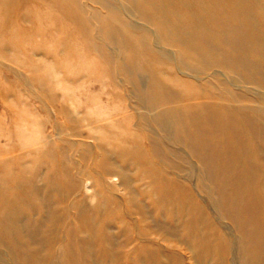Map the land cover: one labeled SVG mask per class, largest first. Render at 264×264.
I'll return each instance as SVG.
<instances>
[{
  "label": "rangeland",
  "instance_id": "374dc122",
  "mask_svg": "<svg viewBox=\"0 0 264 264\" xmlns=\"http://www.w3.org/2000/svg\"><path fill=\"white\" fill-rule=\"evenodd\" d=\"M156 1L0 0V264L22 261L11 260L22 251L8 238L20 228L13 221L40 236L38 264H245L244 247L264 249V128L254 123L257 110L264 120V88L229 84L220 34L203 45L208 26L222 31L221 15L242 7L259 20L248 24L260 35L247 49L264 50V0ZM165 11L191 29L197 51L164 39L173 29L155 19ZM253 54L248 63L263 70ZM194 56L222 68L188 76ZM167 59H181L183 71ZM213 98L243 137L263 144L262 158L251 148L228 183L199 176L188 139L178 142ZM149 101L160 103L153 113ZM222 191L237 194L231 210L241 218L256 205L254 218L219 210Z\"/></svg>",
  "mask_w": 264,
  "mask_h": 264
},
{
  "label": "bare ground",
  "instance_id": "6f19581e",
  "mask_svg": "<svg viewBox=\"0 0 264 264\" xmlns=\"http://www.w3.org/2000/svg\"><path fill=\"white\" fill-rule=\"evenodd\" d=\"M167 1L169 2V0H157L154 4L158 2L159 3L158 6L160 8H163L164 4H166ZM214 1H215L214 3H221L219 0H214ZM180 4L182 8H186L187 0H180ZM209 4L210 3L203 2L201 3L200 6H203V8L206 9L210 6ZM216 6L220 7L219 4H217ZM131 8H133V6H131ZM209 11L212 14L217 13L216 11H214L212 6L209 8ZM115 13H117V11H115ZM167 14L169 13H166V11H165V14L160 13V16H159L160 18L155 19V22L171 25L173 29L172 32L166 31V34L164 35V39L166 40L168 37H173V42L175 43L182 42L180 45L185 46V49H184L185 51L188 52L189 48L191 49V52L197 51L200 45L191 40L192 35L189 34L191 29L181 30L177 28V24H179V21L176 20V18L174 19L173 17L168 16ZM229 14L230 15L226 17L224 15H221L222 17L219 19L220 24L223 25V27H226V28H222V31L219 29H216L217 27L216 23L208 26L209 28H207V32L204 34L205 39L203 40L204 42L203 45L210 44L209 38H212L211 32H214V33L217 32L218 34H220L222 38V47L228 54H230L225 59L226 60L225 62L230 63V67H234L233 71L227 73L229 76V78H227V81L229 82V84H232L235 81V82H242L244 86H245V83H247L250 86L264 88V71H263L264 69L257 70L258 68H255L254 65H250L248 63L249 61L246 59L247 55H252L253 52L255 51V52H258V57L256 56L255 62L257 61L262 62L264 60V50L262 51L259 49L250 50V49H247L246 47V43L248 41L250 43H252V41L254 40L257 41L260 35V31L251 29L252 26L250 27L248 24L254 23V21H256L259 24V20L257 19V17L252 15L253 18L251 17V19H253L254 21L249 22L250 20L244 17L245 13L243 12L242 7L238 9L236 8L233 11H229ZM260 17L264 19V15H262L261 13H260ZM194 21H195L194 22L195 24L203 25V23H201V21H199L198 19H195ZM227 26H229L230 29H228ZM261 30L263 31L262 27H261ZM161 32L163 33V30ZM209 50L210 52L213 51L212 49H209ZM180 58H181V55H180ZM194 60H195L194 64L195 63L196 64L194 66L193 65L188 66V76H190L191 72L192 73L194 71L195 73L200 72V70H203L204 68H205V71L215 74L216 71H214L213 69L216 70L217 68H222L221 66L217 65V63L212 62V61L206 63L205 60L201 57H195ZM163 63L165 64L174 63L173 65L171 64L172 67H174L176 71H177V66L180 67V70H179L180 72H182L185 67V64L181 63V59L178 62L167 59L166 61H163ZM226 65H229V64L226 63ZM225 66L223 65V69L226 71L227 68ZM121 67H122V72L124 73V70L126 72L125 66L122 65ZM240 71H243V74H240L239 73ZM132 72L133 71L130 72L129 74L130 76H126L127 79H129L132 76ZM128 73L129 72H126V74ZM182 74H185V71ZM212 80L216 81L217 80L216 76H212ZM225 92L232 95L233 97H237L236 99H241L240 95H243V94L239 95L237 92H234L232 90L225 91ZM153 94H154V90L151 91L152 97H153ZM216 94L217 96H219L218 92ZM167 100L168 99H165V101ZM151 102H152V99H151ZM151 102L149 101L150 105L151 104L154 105L151 108V112L153 113L155 112L154 109H156L160 103H157V102L151 103ZM202 106H203L204 112L201 114L198 113L194 115L193 119H195V123L189 126L188 129L184 128L183 133L180 136V137L183 136V140L179 138L178 142L179 141L183 142L185 140V137L188 139V150L191 152L192 155H194L199 160L197 162L201 169L199 172V176L201 175L203 176V174L208 172L210 173L211 177H214V178L218 177L219 180H223V182L225 183L231 182L230 179L232 177L229 176V171L231 167H233V169L236 168V171H240V168H242L241 158H243V155L245 157L247 155V151L251 150V148L254 149V147L256 148L255 154L261 159L262 154H261V150L259 149V144H262V143L258 141H257V145L256 143H253L254 137L252 135L250 136L251 139L243 137L240 129L234 128L232 126V123L237 120L236 117H234V114H233L234 112H228L225 109H223V106L221 104L220 105L217 104V98H213V100L210 102L207 101L206 103H203ZM232 108L234 109L235 112H237V110L240 109L237 105L233 106ZM151 112L149 113L151 114ZM256 112L258 113V115L255 116L254 123L257 122L261 127L264 128V120L263 118H261L262 112L260 110H257ZM159 117H161V115H158L156 117V121L158 123H159ZM81 120L85 121L86 119L82 118ZM253 120H254V117H253ZM250 132H251V128H249V134ZM258 134H259V131H258ZM243 139H245L246 141L245 145L243 144ZM218 167L220 168V170L217 171V173H215V169H218ZM110 168L112 169V171H115L116 167L115 165L111 164ZM47 173L49 174L50 171ZM208 173H207V176H208ZM113 177H117V176H113ZM46 180H48V178ZM117 180L118 179H115L114 181H117ZM219 186L221 185L219 184ZM216 189L220 190L221 188L216 187ZM38 195H40L39 192H38ZM236 195H237L236 193L234 194L230 191H222V196H220V203H219V197H218V204H220L219 210H224V208L228 207L230 210L229 211L230 216L240 219L238 220L239 222H243V221L245 222V221L250 220L251 218H254L255 213L253 212V208L255 209L256 205H253V208H252V206L248 204V209L245 208L244 213H242V215L243 214H247V215L246 216L244 215L243 218H241V215L238 216V212L236 210H233V208L231 210V206L237 203L235 201ZM263 210H264V207H263ZM12 225L15 228H19V227L20 228L18 231H15V229L10 226V229L7 230L8 238H10V241H12V244L16 246L15 248H19L22 251L19 250L21 252V256L19 255L20 252H17L16 255L13 254L11 256V260L15 263V262H18L20 259H22L21 264H38V261H39L38 257H39V254L42 253V248H43L41 244L42 241L40 240V236L38 234L32 235V233L29 232L31 231L30 229L27 231V228L25 227V225H23V222L18 223L17 221H13ZM176 232L178 231L176 230ZM250 236H251V233L248 230L247 238H245V242L243 243H248V238ZM263 254H264V249L247 250V248L244 247V249L242 250V255H244V259H245V264H260L258 263V259H264V256H262ZM43 259H45L44 256H43Z\"/></svg>",
  "mask_w": 264,
  "mask_h": 264
}]
</instances>
